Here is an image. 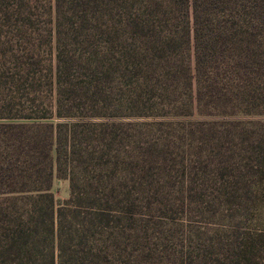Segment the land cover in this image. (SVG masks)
I'll list each match as a JSON object with an SVG mask.
<instances>
[{
	"label": "trees",
	"instance_id": "trees-1",
	"mask_svg": "<svg viewBox=\"0 0 264 264\" xmlns=\"http://www.w3.org/2000/svg\"><path fill=\"white\" fill-rule=\"evenodd\" d=\"M0 264H264V0H0Z\"/></svg>",
	"mask_w": 264,
	"mask_h": 264
},
{
	"label": "rangeland",
	"instance_id": "rangeland-1",
	"mask_svg": "<svg viewBox=\"0 0 264 264\" xmlns=\"http://www.w3.org/2000/svg\"><path fill=\"white\" fill-rule=\"evenodd\" d=\"M52 193L58 201H64L69 197V181L66 178L54 177L52 182Z\"/></svg>",
	"mask_w": 264,
	"mask_h": 264
}]
</instances>
